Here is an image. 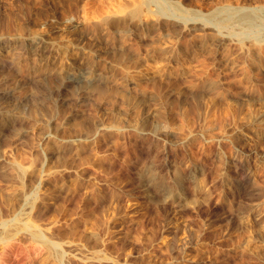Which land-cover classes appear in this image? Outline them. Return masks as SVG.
<instances>
[{"label": "rangeland", "instance_id": "obj_1", "mask_svg": "<svg viewBox=\"0 0 264 264\" xmlns=\"http://www.w3.org/2000/svg\"><path fill=\"white\" fill-rule=\"evenodd\" d=\"M3 54L0 264H264V0H0Z\"/></svg>", "mask_w": 264, "mask_h": 264}, {"label": "bare ground", "instance_id": "obj_2", "mask_svg": "<svg viewBox=\"0 0 264 264\" xmlns=\"http://www.w3.org/2000/svg\"><path fill=\"white\" fill-rule=\"evenodd\" d=\"M210 17L219 18L220 21L223 23H231L232 21L234 23L238 22L240 25H243L245 28L246 27L250 28V27H252V25L254 23L255 13L251 10L233 11L231 9H228L226 6H221V7L217 8L213 13H211ZM32 42H36L35 52L42 54L43 57H44V55L45 56L46 55H52V53L54 52V49L52 46L40 45L39 44L40 42H38L37 39H34ZM21 45L22 44L19 41V43L14 42V43H11L10 46L7 45L6 48L9 50V52H11L13 57H15L14 55H19V53L21 54V51H20ZM12 55H8V56H10L11 63H14L15 61L13 60V57H11ZM1 56H4V54ZM1 56H0L1 61H3V60L8 61L9 60L8 57L5 59V57L7 55H5L4 57H1ZM37 68L41 69L42 66H39ZM49 72H52V71H49ZM58 73H60V77L63 79V81L66 84H71V83H76V84H80V85L82 84V85H85L87 88L89 86H93V85L98 84L99 82H101L105 78L104 73L99 72L95 66L89 64L88 62L80 65V64H78L77 60H73L72 63L64 64V67H62ZM188 141L189 140H183L181 142V149H183V150L188 149L189 143H190ZM27 227H29V225H27ZM36 234L40 235L39 233H36Z\"/></svg>", "mask_w": 264, "mask_h": 264}]
</instances>
